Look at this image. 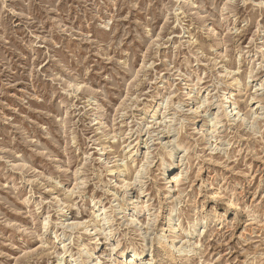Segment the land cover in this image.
Wrapping results in <instances>:
<instances>
[{
	"label": "rangeland",
	"instance_id": "rangeland-1",
	"mask_svg": "<svg viewBox=\"0 0 264 264\" xmlns=\"http://www.w3.org/2000/svg\"><path fill=\"white\" fill-rule=\"evenodd\" d=\"M260 26L264 29V0H0V264H69L71 252L83 256L95 244L97 238L83 229L61 226L60 199L72 202L64 186H73L77 169L88 181L72 215L92 218L95 197L113 216V238L98 249L100 264H111L106 255L117 240L120 249L154 250L156 264H264V114L254 131L246 123L256 107L252 96L264 105V87L259 90L264 59L255 55L257 44L251 42ZM224 66L239 73L221 77ZM249 66L258 70L250 84ZM181 73L190 83L202 78L197 95L205 89L218 95L234 83L235 111L247 118L224 129L216 151L196 141L194 126L178 112L170 127L171 147L186 148L187 179L180 183L177 203L167 199L159 181L172 172L161 166L168 158L164 140L158 132L147 133L140 121L141 112L159 97L158 87L163 84L167 93L174 82L180 84L175 78ZM74 82L83 84L80 91L71 86ZM91 96L103 106L111 135L91 121ZM94 138L107 145L108 156L122 164L130 181L146 162L145 140L150 143L143 181L158 218L155 225L171 213L181 215L184 227L191 214L209 216L207 229L191 239L200 250L187 255L175 250L171 262L143 231L127 224L107 191L113 184L98 163ZM130 144L135 155L125 158ZM215 191L218 197L212 196ZM225 197L242 209L235 228L233 211L223 223L214 219L216 207L229 209ZM147 214L141 211L139 220L146 221ZM54 227L71 236L63 258ZM120 249L117 264H123ZM83 264L90 263L84 258Z\"/></svg>",
	"mask_w": 264,
	"mask_h": 264
},
{
	"label": "bare ground",
	"instance_id": "bare-ground-1",
	"mask_svg": "<svg viewBox=\"0 0 264 264\" xmlns=\"http://www.w3.org/2000/svg\"><path fill=\"white\" fill-rule=\"evenodd\" d=\"M251 42L257 44L255 55L258 57L259 54H261L264 59V29L262 26L257 28V34L255 37L253 36L251 38ZM221 55H224V51L221 52ZM195 60L196 62L199 61V57L197 56ZM263 61L264 60L260 62V65ZM249 69V73L247 72L248 74H246L248 84L254 81L253 78L256 77L258 73V70H256L257 68L254 66H251ZM219 73L221 77H235L239 73V70H233L224 66V69ZM180 75V78H175L180 79V84L175 85L174 82L167 93H163L162 91L164 87L163 84L160 86L158 85L159 97L141 112L142 121H140L144 124L143 126L146 128L147 133L153 134L158 132V134L161 135L160 138L164 140V142L161 140L164 144L162 142L161 143L168 151V158H163L161 166L163 165L164 167H162L164 169L168 167L172 170V172L167 180H164V178L159 176V181L165 185L167 199L171 200L170 202L177 201V203L182 196V191L179 188L180 183L181 181L187 179V164H185L184 158L186 148L181 149V146L178 145L171 147L175 141L174 139H170L172 137L170 127L177 121L178 112L182 111L183 118L189 119L194 126L195 135L197 136L195 137L196 141L200 142V145H202L204 149H214L216 151L221 149L220 144H222L224 140V129L227 126H236L238 121H245L247 118V116H244L245 114L240 113L241 110L235 111L237 102L231 98V91L234 83H228L225 88L219 91L218 95H211V91L208 89H205L201 95H197L196 90H203L202 87H200L202 78L199 77L197 82L190 83L186 73H181ZM175 79L173 81H175ZM71 86H73L76 91H80L83 84L80 82H74L73 84L71 83ZM262 87H264V81L260 82L259 90H261ZM89 104L91 110L90 119L92 122L94 121V124L98 125L97 130L107 129V134L111 135L112 130L109 131L107 128L106 115L104 113L103 106L99 103L95 96H91L89 98ZM251 104L253 106L256 104V107H253L252 111L249 112V117L247 118L246 123L247 126L250 125V129L254 131V124L263 117L264 105L261 100L257 101V97H254V95L251 98ZM149 107L151 108L150 110ZM228 107L230 108L232 117H229L228 109H226ZM93 141L96 144V149L98 151V163H100L101 168L103 167L106 171H108V181L113 184L107 189V191H109V193H111L114 197V201L116 202V212L118 214H122L123 217L126 218L125 221L127 224L134 225L137 230L143 231V236L145 235V238L149 237L152 244L157 246L160 252L164 255L165 259L171 262L176 260L175 250L179 252L180 255H187L189 252L200 250L202 247L201 244L191 239H195L198 236L200 237L207 229L209 221L211 220L209 216L205 215L201 219H196L195 214H191V216L187 217L188 226L184 227L181 215L179 213H171L165 216V220H163L161 224L159 223L155 225V219L157 216L153 215L151 212L150 205L152 204V199L149 197L146 184L143 181L144 171L146 172L147 167L146 163H148L151 159L150 143L145 140V145L143 147L146 148V162L139 165L137 174L132 181H130L128 180L127 170H121L122 164H114V157L108 156L107 145L100 142L98 138H94ZM127 148L125 147V158L133 157L135 155V147L130 144ZM90 157L91 156L89 154H86V160ZM171 159L172 161H170ZM120 160L123 162L125 159L122 158ZM100 167L97 168V175L99 177L103 174V170ZM79 173L80 169L75 170V183L72 187L64 186L66 191L70 194V196H72V202H69L68 200L66 201L63 198L60 199L59 208L61 209V226L66 231L76 228L83 229L87 232V234L92 236V238L97 239L93 246H89L85 250V254L83 256L80 254L75 256L71 252L69 254V257L71 258L69 264H83L84 258L86 263L100 264L101 259L99 260L100 256L97 255L98 249L104 247L105 244H108L107 241L113 238V216L110 214L108 207L103 203V201L97 200L95 197L92 198V207L94 208L91 216L92 218L72 215V211H74L78 206V201L75 199L80 196L81 189L84 188L88 181L84 175H80ZM206 185L211 184L208 183ZM217 191L214 192V195H212L213 197L219 196ZM222 199L227 201L229 209L226 208L223 212H219L215 206L214 219L223 223L225 220L229 219L228 213L233 211L234 217L231 220L233 225L232 227L238 224L240 220L242 222V219L240 218L242 209L234 202L235 200L233 201L226 197ZM206 203L207 200L204 198L203 205ZM144 210L148 212V218L146 221H141L139 220V213ZM96 221L99 222L102 228L99 227ZM49 224V218H45V231L50 229ZM59 230L60 229L58 227L52 228V232L55 234L56 239H59L62 244L64 251L61 257L63 258L70 249L66 241L71 239V236L67 237L64 230L59 234ZM102 233L104 234V237L99 238V235ZM62 234H64L65 239L61 238ZM185 238L188 240L185 241ZM110 245V253L106 255L108 262L111 264H117V252L118 249H120L121 243L117 240L111 242ZM119 251V258H122L123 264H156L153 263L156 260L154 250L149 253L148 250L140 252L135 246H129L127 248L120 249Z\"/></svg>",
	"mask_w": 264,
	"mask_h": 264
}]
</instances>
